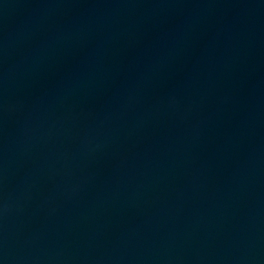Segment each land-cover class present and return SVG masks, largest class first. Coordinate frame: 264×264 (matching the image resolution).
I'll use <instances>...</instances> for the list:
<instances>
[{"label": "water", "instance_id": "water-1", "mask_svg": "<svg viewBox=\"0 0 264 264\" xmlns=\"http://www.w3.org/2000/svg\"><path fill=\"white\" fill-rule=\"evenodd\" d=\"M0 264H264V0H0Z\"/></svg>", "mask_w": 264, "mask_h": 264}]
</instances>
